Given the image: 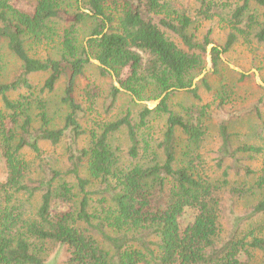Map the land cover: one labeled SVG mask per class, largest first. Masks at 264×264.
<instances>
[{
	"label": "trees",
	"instance_id": "obj_1",
	"mask_svg": "<svg viewBox=\"0 0 264 264\" xmlns=\"http://www.w3.org/2000/svg\"><path fill=\"white\" fill-rule=\"evenodd\" d=\"M194 2L188 12L174 0H0V47L5 42L21 65L9 82L0 83V264H46L48 244L64 248L61 264H252L256 253L264 255V197L239 215L226 203L246 193L242 187L227 188L229 171L254 176V186L264 189V164L257 171L250 164L262 148L234 147L227 120L218 121L215 166L222 179L216 185L197 154L208 107L191 104L177 112L168 104L181 91L200 100L193 81L205 69L210 31L198 40L190 28L201 20L226 30L222 46L209 52L216 72L220 55L233 47L264 46V0ZM87 21L91 25L80 43L79 28ZM56 41L55 58L29 54L31 47ZM92 59L100 64L99 74L115 78L134 106L164 97L152 109L127 108L115 119L88 120L84 126L101 97L98 87L88 84L86 106L75 98L76 81ZM39 73L47 75L41 94L64 82L60 103L67 112L60 126L52 125L46 102L34 99L30 76ZM200 84L210 91L205 78ZM221 88L220 111L230 94ZM120 93L110 87L102 101L104 113ZM260 106L261 99L242 113L260 120ZM150 118L165 122L156 151L147 132ZM122 131L128 157L144 154L147 165L114 169L110 140ZM83 137L86 146L79 144ZM181 138L186 146L179 158ZM64 139L65 170L39 163L34 178L22 152L40 158L41 143L55 146ZM36 196L33 210L28 205ZM188 211L191 221L183 225ZM257 218L262 219L258 229L242 235V227Z\"/></svg>",
	"mask_w": 264,
	"mask_h": 264
},
{
	"label": "rangeland",
	"instance_id": "obj_2",
	"mask_svg": "<svg viewBox=\"0 0 264 264\" xmlns=\"http://www.w3.org/2000/svg\"><path fill=\"white\" fill-rule=\"evenodd\" d=\"M176 5L182 9L190 12L196 7L194 0H174ZM91 25L90 21H87L79 28L78 39L80 43L85 40L86 33ZM198 40H202L207 31H210L211 45L214 47L222 46L226 30L221 27L215 21H199L194 24L190 30ZM171 39L181 46L180 42L171 37ZM29 54L38 59L55 58L57 57V41L54 44L42 45L38 48L31 47ZM210 59L209 54L205 56V69L204 76L209 85L210 91H207L201 84V79L196 83L198 86L199 102L196 101L191 95L186 92H176L169 99V106L172 110L182 112V108L191 104L198 106L208 107V116L204 120L206 126V134L201 142L197 154L201 156L203 169L209 180L216 185L222 179V170L216 168L215 152L219 147V135H218V121L227 120L229 132L232 135V145L237 147L241 144H249L261 147L263 153L256 156L255 160L250 163L254 170H259L264 164V46H245L237 45L233 47L228 53L220 55V63L217 67V71L214 72L210 65L207 67V60ZM93 60V59H92ZM20 62L15 56H13L6 48L5 42L0 47V83L9 82L19 71ZM98 66L95 62L91 61L87 66L84 75L76 81L75 98L78 102H81L85 107V99L83 97V90L88 85L97 86L100 91V98L97 99L96 105L93 111L87 114V117L83 120L84 126H87L86 121L90 120H112L121 115L127 108L133 109L135 112L139 111L141 107L152 103L153 101H137L136 106L131 103L130 96L124 91L117 97V101L112 110L108 114L104 113L105 108L102 106L103 97L108 95L111 86L116 87L117 80L111 76H101L96 68ZM45 73L33 74L30 76V81L34 86V99L43 100L46 102V113L52 120L53 126L62 125L63 118L67 112L66 107L61 105L60 98L64 89V82L60 80L52 93H39L44 80L46 79ZM227 87L230 94L229 97L223 98V110H219V104L222 101L220 96L221 87ZM16 94L12 95V98H16ZM261 99V106L259 109L261 119L259 120L253 114L245 115L242 110L248 108L252 103ZM1 108V104H0ZM152 109L151 107H148ZM241 110L239 115L235 112ZM247 110V109H246ZM36 112V111H35ZM229 114V115H228ZM147 132L149 133L151 140V149L155 150V145L162 139V135L165 130V122L160 118H150L147 125ZM67 143L68 140L64 139L59 144L52 146L46 142L40 144L42 149V156L36 158L29 150L22 152L26 161L30 162L32 169L34 170V178L39 176L36 167L39 163H43L49 168H53L58 171H64L66 168L67 159ZM80 146H86L85 137L80 139ZM110 145L116 156V164L114 169H127L136 164L147 165L150 160L144 154H140L137 160H131L128 155V141L125 133L118 132L110 140ZM186 142L184 138L179 139L177 147V156L181 158V152L184 150ZM0 164V180L4 178V174L1 172ZM82 175H85L84 173ZM228 186L242 187L246 193L242 198L227 200L226 203L230 207L233 215L241 214L247 207L256 203V201L264 197V189L260 190L254 186L255 177L246 178L243 174H236L233 171H229ZM32 206L33 210L38 206V196L28 205ZM192 213L187 212L181 219V223L184 225L191 221ZM262 219H254L249 224L242 227V235H248L252 230H257L261 224ZM259 231H254V234H258ZM47 252L45 255L46 264H61L67 257L64 248L57 245H47ZM252 264H264V255L256 253Z\"/></svg>",
	"mask_w": 264,
	"mask_h": 264
},
{
	"label": "water",
	"instance_id": "obj_3",
	"mask_svg": "<svg viewBox=\"0 0 264 264\" xmlns=\"http://www.w3.org/2000/svg\"><path fill=\"white\" fill-rule=\"evenodd\" d=\"M211 48H212V45H208V47L206 48V53L207 54H209V52H210V50H211ZM206 60H207V67L210 65V59L209 58H206ZM91 61H93V62H95V64H97L98 66H100V64L96 61V60H91ZM204 74H205V72L203 71L202 72V74L201 75H199L194 81H193V87L196 85V83L204 76ZM116 88H118L120 91H123L121 88H120V86L118 85V84H116ZM125 92V91H124ZM164 95H165V93L158 99V100H156V101H153L152 103H149V104H147L148 105V107H154V106H156L158 103H159V101L161 100V98H163L164 97Z\"/></svg>",
	"mask_w": 264,
	"mask_h": 264
}]
</instances>
